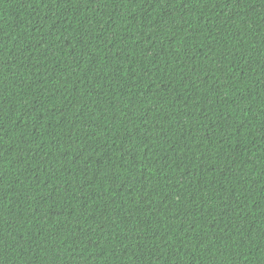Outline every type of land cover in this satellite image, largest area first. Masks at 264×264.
Here are the masks:
<instances>
[{
  "label": "trees",
  "instance_id": "obj_1",
  "mask_svg": "<svg viewBox=\"0 0 264 264\" xmlns=\"http://www.w3.org/2000/svg\"><path fill=\"white\" fill-rule=\"evenodd\" d=\"M0 264H264V0H0Z\"/></svg>",
  "mask_w": 264,
  "mask_h": 264
}]
</instances>
